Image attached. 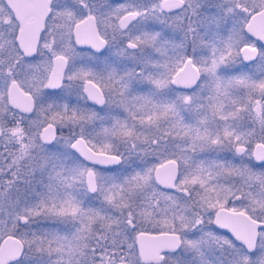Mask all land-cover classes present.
<instances>
[{"label":"snow or ice","instance_id":"1","mask_svg":"<svg viewBox=\"0 0 264 264\" xmlns=\"http://www.w3.org/2000/svg\"><path fill=\"white\" fill-rule=\"evenodd\" d=\"M250 37L264 0H0V264H264Z\"/></svg>","mask_w":264,"mask_h":264},{"label":"water","instance_id":"2","mask_svg":"<svg viewBox=\"0 0 264 264\" xmlns=\"http://www.w3.org/2000/svg\"><path fill=\"white\" fill-rule=\"evenodd\" d=\"M251 39H253V40H256L258 43H259V45H264V41H258L257 39H256V37H250ZM241 58H242V60H243V56L241 55ZM243 62H245V63H248L249 61H243Z\"/></svg>","mask_w":264,"mask_h":264},{"label":"flooded vegetation","instance_id":"3","mask_svg":"<svg viewBox=\"0 0 264 264\" xmlns=\"http://www.w3.org/2000/svg\"><path fill=\"white\" fill-rule=\"evenodd\" d=\"M256 41V40H255ZM257 42V41H256ZM258 43V42H257ZM258 45H259V43H258ZM241 61L243 62V60H242V58H241ZM243 63H245V62H243ZM248 63H251V62H248ZM89 103H91V102H89ZM254 163H255V161H253ZM211 227H213V228H215V225H212ZM218 231H220V232H226L227 230H223V229H218ZM228 235H231L230 233H228Z\"/></svg>","mask_w":264,"mask_h":264},{"label":"rangeland","instance_id":"4","mask_svg":"<svg viewBox=\"0 0 264 264\" xmlns=\"http://www.w3.org/2000/svg\"><path fill=\"white\" fill-rule=\"evenodd\" d=\"M250 40L251 41H254L257 45H258V43L255 41V40H253V39H251L250 38ZM259 46V45H258ZM240 63H243L242 61H241V58H240V61H238V64H240ZM252 63V62H251ZM251 63H243V64H251Z\"/></svg>","mask_w":264,"mask_h":264}]
</instances>
